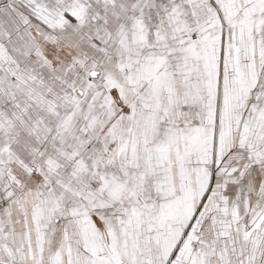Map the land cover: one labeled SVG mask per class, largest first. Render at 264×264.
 Here are the masks:
<instances>
[{
	"label": "snow or ice",
	"instance_id": "1",
	"mask_svg": "<svg viewBox=\"0 0 264 264\" xmlns=\"http://www.w3.org/2000/svg\"><path fill=\"white\" fill-rule=\"evenodd\" d=\"M0 264H264V0H0Z\"/></svg>",
	"mask_w": 264,
	"mask_h": 264
}]
</instances>
